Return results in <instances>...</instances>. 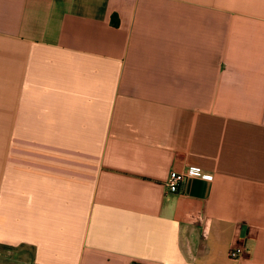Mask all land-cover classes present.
Returning <instances> with one entry per match:
<instances>
[{
    "label": "crops",
    "instance_id": "0c3cea01",
    "mask_svg": "<svg viewBox=\"0 0 264 264\" xmlns=\"http://www.w3.org/2000/svg\"><path fill=\"white\" fill-rule=\"evenodd\" d=\"M0 264H264V0H0Z\"/></svg>",
    "mask_w": 264,
    "mask_h": 264
},
{
    "label": "built area",
    "instance_id": "2783aa9c",
    "mask_svg": "<svg viewBox=\"0 0 264 264\" xmlns=\"http://www.w3.org/2000/svg\"><path fill=\"white\" fill-rule=\"evenodd\" d=\"M203 177V171L201 168L197 166H189L186 171L178 172L176 170H172L170 175L166 181V187L169 192H177L180 189L181 184L188 178V177ZM244 252V247H234L230 250L229 255L234 258H239L242 256Z\"/></svg>",
    "mask_w": 264,
    "mask_h": 264
},
{
    "label": "trees",
    "instance_id": "16d2710c",
    "mask_svg": "<svg viewBox=\"0 0 264 264\" xmlns=\"http://www.w3.org/2000/svg\"><path fill=\"white\" fill-rule=\"evenodd\" d=\"M114 23H117V22L114 21Z\"/></svg>",
    "mask_w": 264,
    "mask_h": 264
}]
</instances>
